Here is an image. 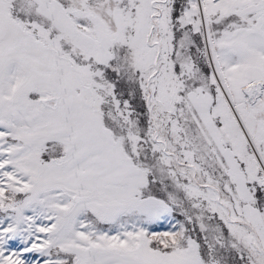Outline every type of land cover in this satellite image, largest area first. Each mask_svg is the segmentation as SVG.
<instances>
[{"label": "snow or ice", "instance_id": "1", "mask_svg": "<svg viewBox=\"0 0 264 264\" xmlns=\"http://www.w3.org/2000/svg\"><path fill=\"white\" fill-rule=\"evenodd\" d=\"M0 264H264V0H0Z\"/></svg>", "mask_w": 264, "mask_h": 264}]
</instances>
